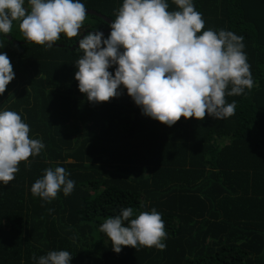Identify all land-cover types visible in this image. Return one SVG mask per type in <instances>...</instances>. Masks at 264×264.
<instances>
[{
    "label": "trees",
    "instance_id": "trees-1",
    "mask_svg": "<svg viewBox=\"0 0 264 264\" xmlns=\"http://www.w3.org/2000/svg\"><path fill=\"white\" fill-rule=\"evenodd\" d=\"M81 2L112 22L123 0ZM193 2L205 21L201 31L244 37L254 86L225 96L236 101L227 119L181 117L168 127L143 116L126 89L108 102H89L74 75L83 55L78 40L110 28L96 15L87 13L79 35L61 34L52 48L27 41L19 20L0 33V52L15 73L0 111L17 112L30 138L45 145L0 184V264H34V255L52 250L70 252L71 264H264V0ZM57 166L70 173L74 189L46 203L30 189ZM129 207L137 215L161 213L166 248L112 250L99 228Z\"/></svg>",
    "mask_w": 264,
    "mask_h": 264
},
{
    "label": "clouds",
    "instance_id": "clouds-1",
    "mask_svg": "<svg viewBox=\"0 0 264 264\" xmlns=\"http://www.w3.org/2000/svg\"><path fill=\"white\" fill-rule=\"evenodd\" d=\"M172 2L178 10L169 11L168 0H123L107 38L95 31L78 40L83 55L75 63L74 79L89 102H108L126 89L143 116L168 127L181 117L202 121L207 114L222 120L235 114L236 101L227 103L225 96L242 95L254 86L244 37L223 29L201 31L205 21L193 0ZM86 15L81 0H0V33H9L19 20L27 41L52 48L61 34L77 37ZM14 77L10 59L0 52V94ZM29 133L17 112L0 111V184L8 185L18 165L44 149L42 140ZM69 176L64 167L45 169L31 193L46 203L61 191L68 196L75 185ZM99 231L117 254L123 247L166 248L165 223L155 208L138 215L131 207L121 209ZM72 258L66 250H52L32 260L71 264Z\"/></svg>",
    "mask_w": 264,
    "mask_h": 264
},
{
    "label": "water",
    "instance_id": "water-1",
    "mask_svg": "<svg viewBox=\"0 0 264 264\" xmlns=\"http://www.w3.org/2000/svg\"><path fill=\"white\" fill-rule=\"evenodd\" d=\"M87 13H89V14H93V15H96V16H98V17H100V18H103L105 21H107L109 24H111V21H110L108 18H106L105 16L101 15V14H98V13L92 11V10H87ZM110 31H111V29L109 28V29L106 30V31H100V32H103L104 35H106V34H109ZM94 32H95V31H94Z\"/></svg>",
    "mask_w": 264,
    "mask_h": 264
},
{
    "label": "rangeland",
    "instance_id": "rangeland-1",
    "mask_svg": "<svg viewBox=\"0 0 264 264\" xmlns=\"http://www.w3.org/2000/svg\"><path fill=\"white\" fill-rule=\"evenodd\" d=\"M87 11V10H86ZM89 14V13H88Z\"/></svg>",
    "mask_w": 264,
    "mask_h": 264
}]
</instances>
